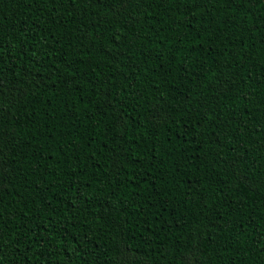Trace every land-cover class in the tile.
<instances>
[{"label": "trees", "instance_id": "trees-1", "mask_svg": "<svg viewBox=\"0 0 264 264\" xmlns=\"http://www.w3.org/2000/svg\"><path fill=\"white\" fill-rule=\"evenodd\" d=\"M0 264H264V0H0Z\"/></svg>", "mask_w": 264, "mask_h": 264}]
</instances>
